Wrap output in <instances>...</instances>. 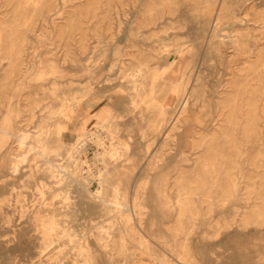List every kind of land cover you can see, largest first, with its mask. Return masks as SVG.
Masks as SVG:
<instances>
[{
    "label": "rangeland",
    "instance_id": "rangeland-1",
    "mask_svg": "<svg viewBox=\"0 0 264 264\" xmlns=\"http://www.w3.org/2000/svg\"><path fill=\"white\" fill-rule=\"evenodd\" d=\"M0 264H264V0H0Z\"/></svg>",
    "mask_w": 264,
    "mask_h": 264
},
{
    "label": "bare ground",
    "instance_id": "bare-ground-1",
    "mask_svg": "<svg viewBox=\"0 0 264 264\" xmlns=\"http://www.w3.org/2000/svg\"><path fill=\"white\" fill-rule=\"evenodd\" d=\"M104 114H105L104 112H99V113H98V116H100L101 118H103V117H104ZM100 153H101V152H100ZM107 154H108V153H107ZM99 155H100V154H99ZM110 157H111V156H110ZM127 158H128V157H127ZM101 159H102V158H101ZM110 162H111V161H110ZM110 162H109V163H110ZM127 162H128V161H127ZM107 163H108V162H107ZM109 163H108V164H109ZM115 164H116V163H115ZM115 164H114V165H115ZM104 166H105V165H104ZM111 166H112V165H111ZM108 167H109V166H108ZM101 168H102V167H101ZM101 168H100V169H101ZM115 169H116V168H115ZM106 170H107V169H106ZM100 175H102V173L99 172V176H100ZM100 178H101V176H100Z\"/></svg>",
    "mask_w": 264,
    "mask_h": 264
}]
</instances>
